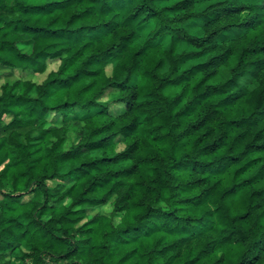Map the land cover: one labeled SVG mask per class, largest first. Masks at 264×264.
Listing matches in <instances>:
<instances>
[{
  "label": "trees",
  "instance_id": "1",
  "mask_svg": "<svg viewBox=\"0 0 264 264\" xmlns=\"http://www.w3.org/2000/svg\"><path fill=\"white\" fill-rule=\"evenodd\" d=\"M167 1L0 0V264H264V0Z\"/></svg>",
  "mask_w": 264,
  "mask_h": 264
},
{
  "label": "rangeland",
  "instance_id": "2",
  "mask_svg": "<svg viewBox=\"0 0 264 264\" xmlns=\"http://www.w3.org/2000/svg\"><path fill=\"white\" fill-rule=\"evenodd\" d=\"M175 1H176V0H168L167 2H162V3H160V6H171L172 4H174ZM209 3H210V2L200 4V5L198 6L197 10H198V11L203 10L205 7L208 6ZM188 48H189V47H188L187 45H183V44H182V45L180 46V48H179V52H185V51L188 50ZM57 67H58V65H57L56 63L51 64L50 67H49V71H48V72H50L51 70H56ZM18 74H20V73L18 72ZM44 78H45V75H42V76L37 77V80H38V81H42ZM13 80H15L14 77L10 76V77H7V78H4V79H1L0 84H4L5 82H12ZM121 148H122V146L119 147V149H121ZM55 184H56V183H50L51 186H55ZM0 199H1V196H0Z\"/></svg>",
  "mask_w": 264,
  "mask_h": 264
}]
</instances>
